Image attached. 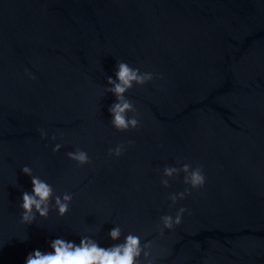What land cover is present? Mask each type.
<instances>
[{
    "label": "water",
    "instance_id": "water-1",
    "mask_svg": "<svg viewBox=\"0 0 264 264\" xmlns=\"http://www.w3.org/2000/svg\"><path fill=\"white\" fill-rule=\"evenodd\" d=\"M119 62L153 76L124 94L128 131L109 113ZM78 150L88 163L69 159ZM25 166L53 188L31 224ZM130 234L137 264H264V0H0V264Z\"/></svg>",
    "mask_w": 264,
    "mask_h": 264
},
{
    "label": "clouds",
    "instance_id": "clouds-1",
    "mask_svg": "<svg viewBox=\"0 0 264 264\" xmlns=\"http://www.w3.org/2000/svg\"><path fill=\"white\" fill-rule=\"evenodd\" d=\"M116 78L119 83L113 81L111 77L108 78V84L113 85L110 91L117 98V102L109 108V113L112 116V125L118 131L135 129L138 127L139 121L135 115L132 118H128L127 113L132 112L134 106L129 100L125 99L124 94L134 84L142 86L152 80L153 76L151 73H141L139 69H134L125 62H119ZM41 135L43 137L45 134L42 132ZM60 147L61 145L57 144L53 151H59ZM122 151L123 145H120L114 150H110V155L120 156ZM67 155L69 159L76 161L80 165L89 162L87 153L82 150H78L75 153L69 152ZM188 168L187 164L182 166L184 172H188ZM176 171L177 169L174 167H166L164 174L172 176ZM22 172L31 178L32 190L31 192L24 191L22 193V202L20 204L22 209L21 222L31 224L36 218V213H39L41 217L47 218L48 204L53 195V188L39 177L33 176L29 167H23ZM162 183L165 187L169 186L166 180L162 181ZM184 183L190 185L193 189L203 187L205 177L202 170L197 167L191 172L190 176L184 178ZM186 194H188L187 190L179 193V199H183ZM71 200L72 196L70 194H64L63 200H61L60 196H56L55 204L60 216L67 214L69 211L68 202H71ZM171 200L175 204L177 195H173ZM185 211L186 209L180 208L174 220L171 216H163L161 219L164 228L172 229L174 224L179 225L181 216ZM162 234L163 232H161ZM109 236L112 240H117L120 236V230L118 228L113 229ZM50 247L53 250L52 252L45 253L35 250L30 253L26 257L25 264H137V260L144 250L141 247L140 238L131 234L125 238L123 245H113L108 248L101 247L86 237L82 238L78 245L74 241L57 238L52 240ZM144 247H150V244H146ZM144 254L145 256L148 255V253Z\"/></svg>",
    "mask_w": 264,
    "mask_h": 264
}]
</instances>
